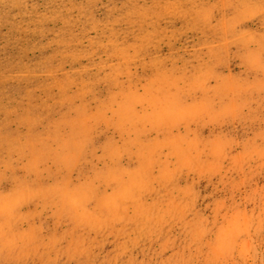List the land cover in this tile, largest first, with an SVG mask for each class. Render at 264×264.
<instances>
[{"label":"rangeland","instance_id":"obj_1","mask_svg":"<svg viewBox=\"0 0 264 264\" xmlns=\"http://www.w3.org/2000/svg\"><path fill=\"white\" fill-rule=\"evenodd\" d=\"M0 264H264V0H0Z\"/></svg>","mask_w":264,"mask_h":264}]
</instances>
